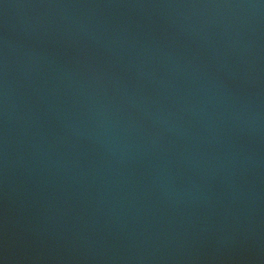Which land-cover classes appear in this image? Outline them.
Wrapping results in <instances>:
<instances>
[{"label": "water", "instance_id": "obj_1", "mask_svg": "<svg viewBox=\"0 0 264 264\" xmlns=\"http://www.w3.org/2000/svg\"><path fill=\"white\" fill-rule=\"evenodd\" d=\"M0 264H264V0H0Z\"/></svg>", "mask_w": 264, "mask_h": 264}]
</instances>
